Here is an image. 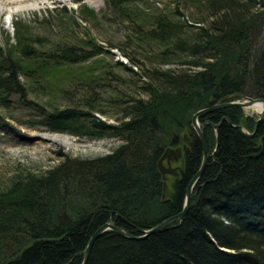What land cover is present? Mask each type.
<instances>
[{"label":"trees","instance_id":"obj_1","mask_svg":"<svg viewBox=\"0 0 264 264\" xmlns=\"http://www.w3.org/2000/svg\"><path fill=\"white\" fill-rule=\"evenodd\" d=\"M204 2L213 17L197 31L168 16L157 17L152 28H139L140 37L184 51L188 58L182 63L192 68H153L146 97L125 102L116 123L75 107L44 114L42 122L51 132L109 138L116 144L94 158L61 152L56 165L42 173L21 172L0 192V264H80L90 236L110 218L140 235L139 229L182 209L202 159L193 114L241 95L264 99L263 23L256 22L259 13H248L249 5L259 1ZM257 23L261 29L255 32ZM11 45L10 65L0 58L1 102L12 91H23L18 75L27 73L22 62L36 65L46 80L47 67L56 71L104 51L101 46L62 45L40 57L24 36ZM132 62L117 64L133 72ZM199 121L209 162L193 187L184 219L143 239L106 230L94 241L86 264H264V121L251 138L233 127L241 124L252 131L255 126L238 106L218 108ZM177 146L184 163L166 195L168 179L164 190L157 163L165 148Z\"/></svg>","mask_w":264,"mask_h":264},{"label":"rangeland","instance_id":"obj_2","mask_svg":"<svg viewBox=\"0 0 264 264\" xmlns=\"http://www.w3.org/2000/svg\"><path fill=\"white\" fill-rule=\"evenodd\" d=\"M2 1L9 5L14 0ZM257 1L256 6L249 5L248 13H259L256 22L263 23L261 32L264 33V0ZM63 2L46 0L38 8L15 12L10 23L7 12L0 9V58L6 66L10 65L11 44L22 36L41 53L40 57L62 45L85 49L101 46L104 50L87 61L62 65L56 71L47 67L46 80L41 79L36 65L22 62L27 73L18 75L23 91L14 90L5 97V102L0 100V192L10 188L21 172L42 173L56 165L61 152L79 158L109 153L116 144L112 139L86 140L66 132H51L42 122L44 114L75 107L91 111L108 123H116L125 102L134 97H146L147 81L153 68L174 71L192 68L182 63L188 58L184 51L169 43L140 37L139 28H152L157 17L168 16L173 21H187L190 29L197 31L200 25L208 26L213 17L204 0ZM84 6L93 10L95 16L85 12ZM16 28L20 29L19 34H15ZM260 29L257 23L255 32ZM254 48L258 51L257 42ZM119 61L128 66L135 62L133 72L118 66ZM92 77H98V82ZM243 110L246 115L259 112L252 107ZM50 134L66 135L70 143L57 144L48 138ZM171 164L179 167L178 171L182 167L181 162ZM174 177L167 175L166 195Z\"/></svg>","mask_w":264,"mask_h":264},{"label":"water","instance_id":"obj_3","mask_svg":"<svg viewBox=\"0 0 264 264\" xmlns=\"http://www.w3.org/2000/svg\"><path fill=\"white\" fill-rule=\"evenodd\" d=\"M256 103L261 104V110L258 112V114L253 113L249 115L250 118L253 119L255 122V126L252 131H248L241 124L233 125V127L237 128L244 136L251 138L256 133V130L259 124L262 121H264V99L261 97L241 95L239 98L227 100V101H219V102L213 103L212 105H209L208 107H205V108H202L196 111L192 116L191 127L193 128V130L195 131L197 137L199 138L201 142L202 159H201V163H200V166L197 172L195 173V175L192 177V179L188 183L187 189L185 191L182 209L178 213L166 219H163L161 222L157 223L156 225L148 229H139L138 231L141 233L140 235H135L129 232L126 228L115 225L110 218L107 222L99 226L90 236L85 246V249L83 250V257H82V261L80 264H86L88 257H89L90 249L94 241L106 230H114L129 239H143L149 236L150 234L162 231L165 227H167L168 225L172 224L175 221H182L190 208V199H191V193H192L193 187L195 183L201 177L203 170L206 166V163L208 161V153H207L206 141H205L204 132H203V124L200 123L199 117L206 113L212 112L218 108H224V107H229V106L250 108V107H253ZM225 118L226 117H223L219 123L214 125V127L215 128L218 127L220 123L222 122V120H224ZM182 157H183L182 150L179 146L165 148L164 152L160 156L157 166L164 180V183H163L164 190H166L167 188V185L165 182V180L167 179V175L168 174L173 175V176L178 175L179 167L177 166L173 167L171 163L172 162L182 163L183 162Z\"/></svg>","mask_w":264,"mask_h":264},{"label":"bare ground","instance_id":"obj_4","mask_svg":"<svg viewBox=\"0 0 264 264\" xmlns=\"http://www.w3.org/2000/svg\"><path fill=\"white\" fill-rule=\"evenodd\" d=\"M46 0H14L12 2V4L7 5L6 3H4L2 0H0V9L2 11H6L7 12V21L10 23L11 22V18H12V14L15 12H22V11H27V10H31L34 8H38L39 6H41L42 4H44ZM60 2H63L65 0H57ZM70 1V0H69ZM90 4H92V2L94 0H87ZM64 3V2H63ZM92 6V5H91ZM254 111H260L261 110V104L260 103H256L253 107ZM243 109V108H242ZM228 123V122H227ZM69 137V136H68ZM48 138L57 143V144H68L70 142H68L67 136L66 135H62V134H50L48 136ZM71 141V140H70ZM217 142V141H216ZM68 147V146H67ZM210 153V152H209ZM212 157V156H211ZM209 162V161H208ZM179 163V162H178ZM184 163V162H183ZM180 172V171H178ZM198 183V182H197ZM196 183V184H197ZM194 192V190H193Z\"/></svg>","mask_w":264,"mask_h":264}]
</instances>
